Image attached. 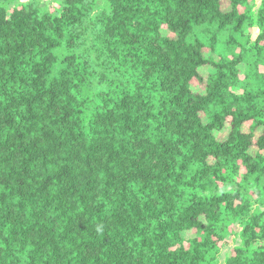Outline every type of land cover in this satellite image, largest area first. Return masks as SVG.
I'll list each match as a JSON object with an SVG mask.
<instances>
[{
    "label": "trees",
    "instance_id": "1",
    "mask_svg": "<svg viewBox=\"0 0 264 264\" xmlns=\"http://www.w3.org/2000/svg\"><path fill=\"white\" fill-rule=\"evenodd\" d=\"M104 1L0 0V264H264V0Z\"/></svg>",
    "mask_w": 264,
    "mask_h": 264
},
{
    "label": "rangeland",
    "instance_id": "2",
    "mask_svg": "<svg viewBox=\"0 0 264 264\" xmlns=\"http://www.w3.org/2000/svg\"><path fill=\"white\" fill-rule=\"evenodd\" d=\"M21 1L22 2H26V1H29V0H21ZM58 1L59 0H41V2L44 4V6L46 5L49 8L52 7V6H55ZM104 3H105L104 0H97V4L99 6L104 5ZM228 4L229 3L226 0H224V5H223L224 10H227L229 8ZM165 32H167V31L165 30ZM257 32H258V29H254L253 30V37L256 35ZM204 54L206 56L211 55L210 52H209V49H206V48L204 49ZM211 71H212V67L209 66V65L201 66L198 69V72L203 77H205ZM191 86H192L193 91H195V92H203V90H204L203 83L201 81H199L198 79H196V78L192 79ZM247 127L248 126L246 125L245 129H248ZM227 131H228V126H226L222 131L217 132L216 133L217 137L220 138V139L224 138L226 133H227ZM237 230H238L237 227H236V229L233 228V227H230L229 230H228L229 232L226 233V236H225V239H224V242L226 244H225L224 249H223L222 254H221V258H220L221 261H224L225 257L228 254L232 253L233 247L240 243V239L236 235ZM193 234H194V231L192 230L190 232V234H188V235H193Z\"/></svg>",
    "mask_w": 264,
    "mask_h": 264
}]
</instances>
